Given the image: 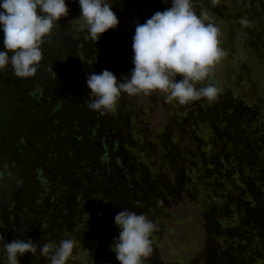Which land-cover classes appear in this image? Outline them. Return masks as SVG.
I'll return each mask as SVG.
<instances>
[{
    "label": "rangeland",
    "instance_id": "rangeland-1",
    "mask_svg": "<svg viewBox=\"0 0 264 264\" xmlns=\"http://www.w3.org/2000/svg\"><path fill=\"white\" fill-rule=\"evenodd\" d=\"M171 3L110 0L119 24L96 42L79 30V0H66L69 14L45 39L35 76L18 78L10 64L0 70V264H7L5 242L31 239L42 245L62 238L80 242L69 264H119L110 247L120 232L112 209L119 204L129 210L136 190L130 183L140 177L143 162L149 179H157L158 193L169 197L152 200L159 218L164 217L161 232L152 234L160 241L161 260L208 264L206 256L196 255L212 236L215 244L209 250L225 251L230 238L218 243V225L229 222L240 200L250 196L237 186H243L244 176L236 171L246 173L244 179L252 184L259 182L258 164L239 158L241 136L253 135L257 141L264 132V0H192L197 15L207 13L205 22L220 29L227 54L197 85L219 88L215 101L180 105L160 93H122L112 113L90 110L89 116L85 110L90 109L87 76L105 69L118 80L130 76L136 25ZM241 18L249 24L241 25ZM3 40L0 29V51H5ZM211 157L224 161L215 168L225 175L208 177ZM157 172L163 173L158 177ZM208 181L216 187H208ZM225 200L231 212L219 210ZM207 223L217 233L208 234ZM246 246L256 264L261 262L255 240ZM19 264L49 262L26 253Z\"/></svg>",
    "mask_w": 264,
    "mask_h": 264
},
{
    "label": "clouds",
    "instance_id": "clouds-1",
    "mask_svg": "<svg viewBox=\"0 0 264 264\" xmlns=\"http://www.w3.org/2000/svg\"><path fill=\"white\" fill-rule=\"evenodd\" d=\"M80 31L98 42L119 20L110 0H79ZM69 9L66 0H2L0 29L5 51H0V70L10 64L18 78L35 76L43 59L42 45ZM207 13L197 15L192 0H172L171 7L158 11L137 24L132 38L133 65L130 76L117 77L105 69L86 78L90 90L87 107L101 115L116 110L122 93L129 96L163 94L166 101L186 105L206 99L213 102L220 89L207 81L226 57L221 31L208 22ZM241 25L249 21L241 18ZM181 77L177 80V77ZM119 238L110 246L119 264H145L153 252L152 234L156 225L144 214L123 209L114 217ZM3 240V237H0ZM80 242L62 238L42 245L31 239H13L3 245L7 264H19L26 253L43 257L49 264H69Z\"/></svg>",
    "mask_w": 264,
    "mask_h": 264
},
{
    "label": "flooded vegetation",
    "instance_id": "flooded-vegetation-1",
    "mask_svg": "<svg viewBox=\"0 0 264 264\" xmlns=\"http://www.w3.org/2000/svg\"><path fill=\"white\" fill-rule=\"evenodd\" d=\"M247 134V133H246ZM244 135V134H243ZM230 137V135H228ZM253 135H244L243 137L241 136V148H240V158L239 160L242 162V160L245 162V164H248L250 160L252 163H257L258 164V169L256 170L255 177L258 179L259 182L262 183H255L252 184L251 181H248L246 173H239L236 171V174L241 176H244L246 179L243 177V186L237 185L239 188L243 190V193H248L250 196L248 199H243L240 200L242 201V204L239 203V206L236 210L237 214L232 216L233 218L230 219V221L225 222V224H219L218 226L220 228H217L221 230L222 233L217 235L216 239L218 240V243H222L224 240L230 238L229 242L225 244V251L221 250L220 248L217 247L216 252L209 250L211 244H215V242L212 240V237L208 238L210 239L209 242H207L205 248H203L202 251H197L198 259H204V256H206L208 264H256V261L251 258L252 255V249H247V244L248 240H255V242L261 247V252L255 253L256 259L258 256H260L261 262H258L257 264H264V132L259 137V140L256 141L255 137H252ZM117 141V140H116ZM252 144L251 146L249 144ZM245 145H249L248 148H245ZM246 149V150H245ZM245 151H248L247 153ZM244 155V156H243ZM257 155V156H256ZM124 157V156H122ZM237 158V157H236ZM132 159V157H131ZM256 159V160H254ZM217 158L211 157L208 162L212 166H206L205 169L207 170H212L208 172V177L215 178L216 176L219 177L220 175H225V171L217 170L215 168V164L218 162L222 165L224 164V161H218ZM218 161V162H217ZM116 164V163H115ZM117 162V166H118ZM161 164V163H160ZM139 169H137L138 174L140 177L138 179H135L134 182L130 183L131 187H129L131 190H136L133 192L131 191L130 195V200L131 204L129 205V211H133L137 214H144L148 217L149 220L153 221L154 224L156 225V231L153 232L154 235L159 234L164 226V217L158 216V208L157 205L152 201L157 197V200L160 198H167L165 201L169 199L167 196H161L163 194H159V190L155 186L156 184V178L149 179L150 176L148 177V167H147V162H143ZM120 167V165H119ZM128 167V166H127ZM232 169L235 168V166H230ZM223 169L226 170V167L223 166ZM132 173H134V170L132 167L129 168ZM230 170L229 166L227 168V171ZM235 170V169H234ZM163 172H157L156 176L160 177ZM206 173V172H205ZM215 176L213 177V175ZM237 176L233 175L232 178H236ZM132 179V177H131ZM156 181V182H155ZM208 187L213 186L214 188L216 185H214V182L208 181ZM179 187V186H178ZM168 189V188H167ZM210 189V188H209ZM166 190V189H165ZM181 189L179 188L177 191H180ZM230 190V189H229ZM139 192L138 198L135 200L132 199V196L136 193ZM175 194L174 192H172ZM129 195V194H128ZM154 196V197H153ZM226 197L228 198L229 195L227 194ZM259 197V198H258ZM156 200V201H157ZM245 200V201H244ZM163 201V199H162ZM164 201V202H165ZM228 203H225L220 207L219 210L228 213L231 212L233 209L228 208ZM116 208V209H115ZM157 208V209H156ZM121 205L117 204L115 207L112 209L113 214H116L120 212ZM212 210V209H211ZM206 230L207 233L209 234L210 231L213 233L215 229L213 230L212 226L210 223H207L206 225ZM255 230V231H254ZM217 233V231H215ZM208 234H206V237H208ZM253 235H256L258 238H253ZM153 252L152 254L146 259L145 264H167L164 263L160 256H159V250L161 246L159 245L160 241L158 239L153 238ZM239 241L244 240L246 245L244 243H240ZM244 253V255H243ZM114 258V255H112ZM195 256V255H194ZM196 258V257H195ZM209 259L210 262H209ZM197 259H195L196 261ZM199 260H197L198 262ZM184 262H189V259L183 260L181 262L177 261L173 264H184ZM197 262L194 263V261H191L190 263L198 264Z\"/></svg>",
    "mask_w": 264,
    "mask_h": 264
},
{
    "label": "trees",
    "instance_id": "trees-1",
    "mask_svg": "<svg viewBox=\"0 0 264 264\" xmlns=\"http://www.w3.org/2000/svg\"><path fill=\"white\" fill-rule=\"evenodd\" d=\"M72 80H73V78H72ZM77 93H78V92H77ZM77 93H75L74 96H77ZM85 110H88L87 113H88L89 116L92 115V114H91V111H90L91 109H85Z\"/></svg>",
    "mask_w": 264,
    "mask_h": 264
}]
</instances>
